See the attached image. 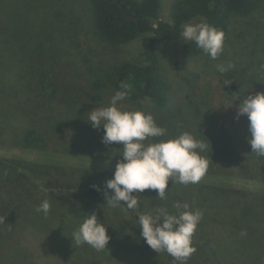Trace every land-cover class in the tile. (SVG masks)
<instances>
[{"label":"rangeland","instance_id":"1","mask_svg":"<svg viewBox=\"0 0 264 264\" xmlns=\"http://www.w3.org/2000/svg\"><path fill=\"white\" fill-rule=\"evenodd\" d=\"M176 1L161 0L162 20L172 21ZM88 2L0 0V160L25 159L45 167L47 175L42 187L56 178L81 183L93 172L114 174L116 164L123 159V144L103 143V125L93 128L86 119L94 108L108 107L111 103V89L101 102L94 97L92 82L100 70L138 58L142 41L118 51L100 43L93 32ZM199 23L206 22L198 18L189 24ZM235 25L239 28L237 39H232L215 60L209 55L185 58L183 41L161 48L162 70L172 100L171 118L162 119L160 113L153 115L152 106L147 103L138 106L121 102L123 110L150 113L155 120L160 117L159 126L167 130L166 135L163 139L149 137L146 144L188 132L207 144L200 153L208 161L207 170L213 169L215 174L224 170L223 177L208 172L196 184L169 185L167 198L157 196L155 207L145 210L146 214H155L166 207L174 212L173 204L180 201L188 203L192 210L202 211L193 237L196 250L186 264H264V183L246 180L257 174L254 163L247 157H243L239 169L238 163H228L221 153L228 140L237 152L244 151V140L251 135L247 116H237L240 100L236 98L264 92V8L254 27ZM23 42L42 43L54 59L58 93L47 109L36 107L37 74L29 65L31 53L23 48ZM229 63L234 65L231 70L224 73L217 70V65ZM32 121L60 122V129L53 131L45 152L22 150L11 136L15 129L18 131ZM222 140L223 146L220 144L218 149L214 144ZM212 185L244 190L250 195L246 199L237 197L211 203ZM37 186L38 183L35 190H39ZM148 190V197L154 196L153 190ZM251 191L257 194L253 196ZM61 194L67 197L64 192ZM60 197L46 190L32 205L25 206L26 219L22 217L13 233L0 239V264H180L166 251L153 250L141 235H136L138 220L130 211L122 212L116 219L122 223L129 219L137 222L133 223L135 232L123 228L111 233L112 225L119 224L111 215L119 205L109 206L105 198L101 201L107 216L105 224L97 217L110 236L107 248L97 251L88 244H76L72 236L85 214L98 211L84 200L72 197L69 199L75 201L71 203ZM44 200L51 206L47 215L36 210ZM136 213L141 214L139 210Z\"/></svg>","mask_w":264,"mask_h":264},{"label":"trees","instance_id":"2","mask_svg":"<svg viewBox=\"0 0 264 264\" xmlns=\"http://www.w3.org/2000/svg\"><path fill=\"white\" fill-rule=\"evenodd\" d=\"M161 4V0H89V18L94 35L100 43L118 51L120 47L131 45L137 40L142 41V51L138 58L122 61L117 65L100 70V75L92 82L94 97L97 101L101 102L105 92H109V89L114 95L119 90L121 81H125L132 86L131 94L125 100L126 102L138 106H142L144 103L150 104L153 115L160 113L162 119L171 118L172 116L169 114L172 112V100L169 84L162 70L161 48L170 43H180L183 26L201 18L207 24L225 33L224 51L231 44L232 39H237L235 34H238L239 28L236 29L235 24L254 27L264 8V0H177L172 7V21L167 22L161 18ZM240 36L243 37L244 34L243 36L240 34ZM22 46L24 49H29L31 53L29 65L32 71L37 74L36 107L47 109L52 105L58 93L54 76V59L40 42H23ZM182 52L187 59H196L207 55L194 42L186 43L182 47ZM159 118L155 120L158 125H160ZM18 129V131L15 129V133L11 136L13 135L12 138L19 148L26 151L45 152L49 148L53 131L60 129V122L44 124L32 121L27 126ZM250 136L245 138V150L240 151L241 153L231 146L230 140L224 143L225 150L223 152L220 146V144L223 146V140L214 145L217 148L220 146L222 155L226 157L225 161L238 163L236 167L239 169H242L243 166H240L239 163L242 162L243 157H247L251 163H254L257 174H252L249 178L246 177V180L264 183V157H259L255 152H252L248 142ZM210 170V172L206 170L204 175L208 176V172H213V169ZM223 172L224 170L221 173L224 174ZM221 173L212 174L219 178ZM46 175V168L33 161L25 159L0 160V239L13 233L15 227L20 221L22 222V217L24 218L25 206L32 205L31 202H35L46 190L54 196L59 194L60 199L67 198L71 203L75 201L69 199L72 197L84 200L86 203L89 202V207L98 211L99 219L105 224L107 216L101 207V201L103 198L106 199V192L108 195L112 194L106 189V182L112 179L114 174L104 171L93 172L90 173L86 181L81 180V183L73 181L66 183L56 178L53 182L48 180V184L42 187V181H46ZM209 175L211 176V174ZM37 183L39 190H35ZM175 183L170 180L169 185ZM94 185L98 186L99 190L93 187ZM209 189L212 190L209 192L211 203L237 197L246 199L250 195L244 190L224 188L221 185H212ZM61 192H64L67 197L63 196ZM149 193V190H145L141 194L136 193V198L139 201L138 209H128L123 203L118 204L119 208H116L111 215L115 221H119V224L112 225L111 233H113V229L123 230V228L126 231L131 229L132 232H135L133 223L137 224V222L129 219L122 223L116 218H119L122 212L127 211L135 215L137 220L140 214H137L136 211L139 210L141 214H146V208L155 207L158 203L157 191L153 190L154 196L151 197H148ZM250 193L253 196L257 194L255 191ZM257 200L263 201L264 199ZM138 230L136 235H141V229Z\"/></svg>","mask_w":264,"mask_h":264},{"label":"clouds","instance_id":"3","mask_svg":"<svg viewBox=\"0 0 264 264\" xmlns=\"http://www.w3.org/2000/svg\"><path fill=\"white\" fill-rule=\"evenodd\" d=\"M180 40L187 44L194 42L215 60L223 51L225 33L207 23L185 24ZM233 67L230 63L219 64L217 70L224 73ZM131 91V84L121 81L110 106L94 108L87 113L86 121L93 128L103 125V143L123 144V159L116 164L114 177L106 182V189L112 193H105L107 205L123 203L128 209H136L139 205L136 193L156 190L157 196L164 200L170 180L172 183L196 184L204 176L208 161L200 154L206 150L207 144L188 132L146 144L149 137H163L167 130L159 126L150 113L123 110L121 102L130 96ZM237 100H240L238 118L246 115L250 122L251 136L248 142L252 152L264 157V92L237 97ZM93 187L99 190L98 186ZM50 207V202L44 200L36 210L47 215ZM172 207L174 212L161 207L155 214H140L136 226L141 229L142 238L153 250L158 253L166 251L180 264H186L196 250L193 237L203 213L199 209L192 210L186 202L176 201ZM72 240L76 244H88L102 251L107 248L110 236L107 227L93 212L85 214Z\"/></svg>","mask_w":264,"mask_h":264}]
</instances>
